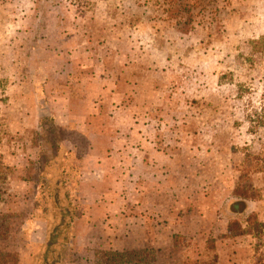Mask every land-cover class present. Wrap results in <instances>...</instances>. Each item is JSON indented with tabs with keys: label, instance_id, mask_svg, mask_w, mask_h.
<instances>
[{
	"label": "rangeland",
	"instance_id": "rangeland-1",
	"mask_svg": "<svg viewBox=\"0 0 264 264\" xmlns=\"http://www.w3.org/2000/svg\"><path fill=\"white\" fill-rule=\"evenodd\" d=\"M207 6L187 24L153 0H0V251L264 264V167L241 170L246 152L264 165L245 118L264 102V0ZM239 185L254 197L233 213Z\"/></svg>",
	"mask_w": 264,
	"mask_h": 264
},
{
	"label": "trees",
	"instance_id": "trees-1",
	"mask_svg": "<svg viewBox=\"0 0 264 264\" xmlns=\"http://www.w3.org/2000/svg\"><path fill=\"white\" fill-rule=\"evenodd\" d=\"M157 8L160 7L161 13L165 15L162 19H174L178 20L179 22L183 23H189L191 24L194 21V17L196 16V13L200 16H204L206 11H210L213 14H215V10H211V8H208V0H153ZM199 7V10L196 12L195 9ZM214 18L213 16H211ZM262 39H264V36H261V38L256 43L260 42ZM246 120L255 125V127H264V102L260 106H253L250 110V113L246 114L245 116ZM4 166L2 165V162L0 160V175L4 174ZM264 167L262 162H260V155L258 154H252L249 152L245 153V158L243 160V164L241 167V170H253L258 171L261 170ZM243 172V171H242ZM244 173V172H243ZM235 195L239 198V200H233L230 203V211L233 213H241L243 211L241 205L246 202V199L248 197H254L253 189L250 187H244L242 185H239L235 188ZM67 199L64 198L62 201L58 200L56 196L53 198V202L56 204H61L65 207V210H63L64 213L71 214L70 209L67 205ZM67 206V207H66ZM62 207V206H61ZM175 236V235H174ZM119 260L123 261L126 259V256L124 254H121V252L118 253ZM17 257L16 254L11 252H3L0 251V264H8V262H11L12 264H17ZM180 264H209L207 262H200L198 260H188V262H181Z\"/></svg>",
	"mask_w": 264,
	"mask_h": 264
},
{
	"label": "crops",
	"instance_id": "crops-1",
	"mask_svg": "<svg viewBox=\"0 0 264 264\" xmlns=\"http://www.w3.org/2000/svg\"><path fill=\"white\" fill-rule=\"evenodd\" d=\"M126 220H128V217H127V219Z\"/></svg>",
	"mask_w": 264,
	"mask_h": 264
}]
</instances>
